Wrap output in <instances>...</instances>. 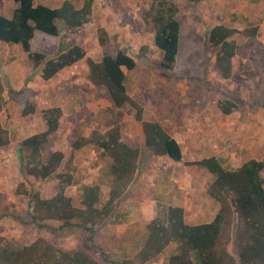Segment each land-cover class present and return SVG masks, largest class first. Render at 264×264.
<instances>
[{
  "label": "trees",
  "instance_id": "obj_1",
  "mask_svg": "<svg viewBox=\"0 0 264 264\" xmlns=\"http://www.w3.org/2000/svg\"><path fill=\"white\" fill-rule=\"evenodd\" d=\"M4 0H0V3ZM16 4L10 19L0 14V42L19 45L26 54L32 70H40V78L49 81L65 68L85 58V51L76 45L58 47L57 55L46 57L31 51L30 42L35 32L57 38L58 23L69 28H80L91 20L93 0H83L77 9L70 1L51 9L35 4V0H12ZM198 6L205 0H184ZM257 4L264 0H249ZM115 11H121L120 0H107ZM178 8L172 0H151L142 15L145 24L154 30V45L162 52L160 66L173 72L179 55L181 24L177 19ZM245 23L238 30L234 23ZM262 18H245L231 15L229 22L212 27L208 44L217 50L212 67L226 80L239 73L233 65L238 45L236 36L253 39L259 36ZM101 47L109 39L104 29L97 30ZM87 80L94 87L104 88L114 107L111 127L105 132L92 131L88 138L80 136L67 156L62 151L48 153L51 137L59 128L62 109L53 107L41 111L46 130L26 137L18 143L20 171L25 178L40 184L51 183L54 194L44 198L32 188L26 190L19 183L14 195L26 202L24 213L7 211L0 194V220L11 218L22 226L37 232H50L51 238L37 237L28 245H17L0 237V264H264V162L249 159L239 167L225 169L214 157L197 161H184L180 145L172 137V128L159 121L144 119V109L127 93L126 84L133 81L137 64L124 51L114 56L105 55L100 60L85 59ZM5 85L0 77V114L5 105ZM233 93L218 100L219 111L229 116L237 110ZM73 96L65 108L74 113L79 105ZM126 108L134 112L140 123L144 147L156 157H167L174 163H182L192 177L209 178L205 196L210 209L216 208L211 221L189 225L184 209L172 204L177 186L169 183V174L154 179L156 190L150 197L158 203L156 216L146 224L133 223L116 236L103 231L116 214L118 202L134 187H139L141 151L123 141L125 123L120 112ZM35 112L26 104L22 116ZM179 112L163 114L160 121L170 120L177 124ZM10 143V135L0 122V149ZM90 147L100 165L96 179L82 184L77 173L75 152ZM47 153V154H46ZM76 187L75 197L66 191ZM103 188L106 190L104 198ZM163 203L164 205H161ZM71 238L76 246L62 250L57 243ZM233 243L235 255L229 251Z\"/></svg>",
  "mask_w": 264,
  "mask_h": 264
},
{
  "label": "rangeland",
  "instance_id": "obj_2",
  "mask_svg": "<svg viewBox=\"0 0 264 264\" xmlns=\"http://www.w3.org/2000/svg\"><path fill=\"white\" fill-rule=\"evenodd\" d=\"M69 1L75 7H81L83 0ZM172 1L179 10L177 19L181 24L179 55L173 72L160 66L163 55L154 45L153 27L142 19L151 0H120L121 11L113 10L107 0H93L88 24L69 28L59 22L60 36L57 38L35 32L32 52L51 58L57 55L58 47L64 42L63 46H79L86 54L83 60L63 69L49 81L40 78L39 69H31L19 45L0 42V77L6 87L0 122L10 135L9 145L0 149V194L7 211L24 213L26 210V202L14 195L19 183H23L26 190L38 191L44 198L54 194L51 183L40 184L25 178L19 167L18 143L46 130L41 111L53 107L62 109L59 128L51 137L48 153L62 151L68 156L72 144L80 136L88 138L92 131L103 133L111 127L114 107L107 91L94 87L87 80L85 59L100 60L105 55L114 56L118 51H124L138 66L133 73V81L126 84L127 93L143 107L145 120L159 121L162 126L172 128V136L179 142L184 161L214 156L225 169L230 170L249 159L264 162V1L252 4L249 0H205L198 6L184 0ZM3 9L4 6L0 5V11ZM231 15L252 20L262 18V21L256 38L235 37L238 48L233 65L240 71L224 80L212 67L217 50L209 47L208 33L215 25L229 22ZM244 26L240 19L234 23L238 30ZM100 27L108 35L109 42L105 47L98 44L97 30ZM233 93L239 97L235 101L238 108L225 116L219 111L217 102ZM73 96L80 101L74 113L65 108ZM26 104L34 106L35 112L22 116ZM176 111L179 112L176 125H172L170 120L160 121L161 115ZM120 121L126 125L123 141L128 145L127 128L136 122L134 112L126 108L120 112ZM134 145L137 146L134 149L141 151L139 187H134L118 202L116 214L104 229V234L116 236L128 225L146 224L150 216L127 225L120 222L127 220L129 213L136 218L141 213L140 206L145 203L152 208V216L157 213L158 203L150 197L156 190L154 179L165 173L169 174V183L177 186L172 204L184 209L186 222L192 225L211 220L216 208L210 209L209 199L204 195L210 184L209 178H201L200 175L194 178L182 163L154 156L144 147V139L143 145L140 142ZM74 155L82 184H91L100 168L95 153L90 147H85ZM103 192L105 198L104 188ZM76 193V187L66 191L71 197ZM0 237L23 246L37 237L50 239L51 233H39L32 227L6 218L0 220ZM57 245L62 250H70L76 243L68 238ZM229 251L235 255L233 243Z\"/></svg>",
  "mask_w": 264,
  "mask_h": 264
},
{
  "label": "crops",
  "instance_id": "obj_3",
  "mask_svg": "<svg viewBox=\"0 0 264 264\" xmlns=\"http://www.w3.org/2000/svg\"><path fill=\"white\" fill-rule=\"evenodd\" d=\"M64 1H69V0H35V4H37V5L40 4V5L46 6V7L51 8V9H56V8H59ZM11 2H12V4H11ZM0 5L4 6V9H3V11H0V14L2 16H4L5 18L10 19L14 9L16 8V4L12 0H4V1H2L0 3ZM8 6H9V8H8ZM10 8H11V11L9 13ZM76 8L79 9L80 7H76ZM99 29H102V28L100 27ZM32 41H33V39L31 40V42ZM31 42H30V46H31ZM62 43H64V42H62ZM127 129H128L129 138H130L128 146H130L131 148H136L137 146L134 145L135 142H137V144L140 142L143 145V134H142V131H141L140 123L134 122V123L128 125ZM172 137L176 140L174 135ZM176 142L179 144V142L177 140H176ZM0 192H1V189H0ZM132 206H133L132 208H134L135 205H132ZM139 209H140L139 212H141V213L139 215H137L136 218H134L132 213L131 214L129 213L128 217H127V220H123L120 223H123L124 225H127V224H130V223L134 222V221H140L142 218L147 219V217L150 216V219H147L148 221H145V222L148 223L157 214V213H154V215L152 216V214H153L152 213V208L150 207L149 204H146V203L141 205ZM139 209H137V211ZM131 218H132V220H131ZM212 218H211V220H212ZM189 225H191V224H189ZM192 225H196V224H192Z\"/></svg>",
  "mask_w": 264,
  "mask_h": 264
}]
</instances>
